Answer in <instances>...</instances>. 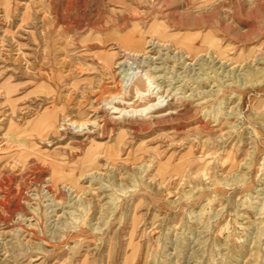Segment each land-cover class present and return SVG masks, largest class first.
<instances>
[{
  "label": "rangeland",
  "instance_id": "374dc122",
  "mask_svg": "<svg viewBox=\"0 0 264 264\" xmlns=\"http://www.w3.org/2000/svg\"><path fill=\"white\" fill-rule=\"evenodd\" d=\"M0 264H264V0H0Z\"/></svg>",
  "mask_w": 264,
  "mask_h": 264
},
{
  "label": "bare ground",
  "instance_id": "6f19581e",
  "mask_svg": "<svg viewBox=\"0 0 264 264\" xmlns=\"http://www.w3.org/2000/svg\"><path fill=\"white\" fill-rule=\"evenodd\" d=\"M128 54V53H127ZM126 55V54H125ZM211 57V56H210Z\"/></svg>",
  "mask_w": 264,
  "mask_h": 264
}]
</instances>
